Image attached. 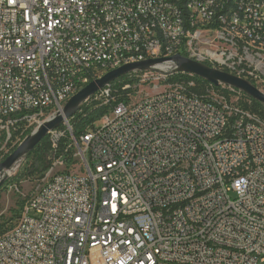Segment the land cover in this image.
<instances>
[{"label": "built area", "instance_id": "2783aa9c", "mask_svg": "<svg viewBox=\"0 0 264 264\" xmlns=\"http://www.w3.org/2000/svg\"><path fill=\"white\" fill-rule=\"evenodd\" d=\"M174 56L264 77V0H0V143L112 71ZM195 85L130 103L112 83L84 103L107 109L102 126L51 131L0 264H264V120ZM68 135L71 170L57 158Z\"/></svg>", "mask_w": 264, "mask_h": 264}, {"label": "rangeland", "instance_id": "374dc122", "mask_svg": "<svg viewBox=\"0 0 264 264\" xmlns=\"http://www.w3.org/2000/svg\"><path fill=\"white\" fill-rule=\"evenodd\" d=\"M171 77L159 80L161 77L154 71H145V72H134L129 74L128 78L122 81V85L130 86V89L123 91L122 97L128 98L130 103L137 102L146 96L154 95L161 93L171 87L173 83ZM249 81L264 92V77H253L249 78ZM222 91L227 90L228 87H221ZM230 94H223L218 90L209 88V95L217 99H225L232 104L245 107L247 99L243 96L237 95L228 89ZM207 91V90H206ZM101 109L94 102H89L80 108L76 113L78 121L84 119L88 122L94 118L96 110ZM79 117V118H78ZM76 119V120H77ZM70 118L68 121L73 126L74 121ZM97 126H102V121H97ZM65 124H63L62 130L65 129ZM37 127L34 128V130ZM48 141H51V137L48 135L46 137ZM25 140L24 137L14 138L8 144L6 142L0 143V149H3V155L0 158V163L5 161L16 149L17 147ZM1 142V140H0ZM70 135L65 137L60 145L58 150L57 158L66 159L68 155L74 156L71 161L66 162L64 168L71 170L76 169L80 166V161L76 159L75 155L77 153L76 148L70 147ZM43 155L48 158V161L52 162L54 156L50 150H43ZM4 157V159H3ZM70 160V159H69ZM34 162V157L24 156L14 167V170L10 171V174L7 176L6 181L3 186L0 187V236L11 231L19 222L20 214L22 207L26 205L29 200V197L36 189V187L43 180L44 174H31V166Z\"/></svg>", "mask_w": 264, "mask_h": 264}, {"label": "water", "instance_id": "95a60500", "mask_svg": "<svg viewBox=\"0 0 264 264\" xmlns=\"http://www.w3.org/2000/svg\"><path fill=\"white\" fill-rule=\"evenodd\" d=\"M167 62L177 63L179 73L199 77L214 86L225 85L227 87L234 88L241 91L246 96L264 104V92L253 85L249 80L226 71L214 69L206 64L190 60L182 56L151 59L128 64L106 74L103 78L97 79L88 84L69 100L62 112H59L54 117L43 121L5 161L0 163V177L6 171L13 169L24 156L34 151L51 131L60 128L67 120L73 118L82 105L87 100L95 96L99 91L131 73L149 71L152 68ZM5 181L6 178H0V187L4 185Z\"/></svg>", "mask_w": 264, "mask_h": 264}, {"label": "trees", "instance_id": "16d2710c", "mask_svg": "<svg viewBox=\"0 0 264 264\" xmlns=\"http://www.w3.org/2000/svg\"><path fill=\"white\" fill-rule=\"evenodd\" d=\"M129 75L121 78L120 80H118L117 82H115L116 87L121 88L122 85V81H124L125 79L128 78ZM171 81L173 83L176 82H185V83H189L191 81L195 82V87H191V91L200 95V96H208V90L209 88L218 90L220 92H223V94H230L231 92H229L228 89L230 88H226L227 90H223L222 85L221 86H214L212 84H210L209 82H207L204 79H201L199 77L196 76H190L189 74H183V73H179V74H175L171 77ZM207 90V91H206ZM123 94V90L119 89L118 93L116 94V97L119 100H125L126 97H122ZM242 96L245 97L247 99L246 102V106L243 107L244 109L247 110H251L252 112L258 114L263 120H264V104L246 96L244 93H242ZM126 100L128 101V98H126ZM107 109L106 108H101L96 110L95 112V116L93 119H91L90 121L86 122L84 121V119H80L78 121L77 116L75 115L72 119L76 120L73 123V130H74V135L76 136L77 139L80 138V136L85 132L86 129H88L90 126H92L94 123H96L97 121H99L101 119V117L106 113ZM79 118V117H78ZM63 125L60 127L62 128ZM34 129H30L27 131V133L24 135V138L26 139L28 136H30L33 133ZM50 150L51 149V143L50 141H48L47 138H45L41 144L39 146H37V148L32 151L31 153L28 154V157L33 156L34 157V162L31 166V174H42L45 173L49 167H50V162L48 161V158L46 156L43 155V150ZM25 206L22 207V211H21V216L23 213V209ZM20 216V218H21ZM1 227V224H0Z\"/></svg>", "mask_w": 264, "mask_h": 264}]
</instances>
